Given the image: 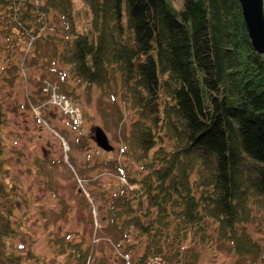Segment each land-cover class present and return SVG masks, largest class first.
<instances>
[{"label": "trees", "instance_id": "obj_1", "mask_svg": "<svg viewBox=\"0 0 264 264\" xmlns=\"http://www.w3.org/2000/svg\"><path fill=\"white\" fill-rule=\"evenodd\" d=\"M82 1L90 19L80 29L74 0H0L1 72L12 82L17 55L34 47V61L62 64L87 89L113 98L120 89L135 115L123 150L140 168L101 192L99 237L132 264H197L214 243L264 264V54L239 0ZM4 107L0 99V264H21ZM82 244L60 246L86 264Z\"/></svg>", "mask_w": 264, "mask_h": 264}, {"label": "rangeland", "instance_id": "obj_2", "mask_svg": "<svg viewBox=\"0 0 264 264\" xmlns=\"http://www.w3.org/2000/svg\"><path fill=\"white\" fill-rule=\"evenodd\" d=\"M74 2L75 22L81 29L89 13L82 0ZM51 18L62 34L64 21ZM33 48L17 55L20 68L12 82L1 72L7 66V52L0 50V99L6 111L3 137L7 167L15 180V242L21 264H79L68 246H60L64 241H81L92 251L93 258L86 264H132L127 256L120 258L114 243L99 236L101 192L111 193L118 183H126L123 169L140 168L123 150V132H130L135 115L120 89L115 98L108 88L87 89L69 73L63 77L68 69L62 64L55 62L48 68L44 58L34 61ZM97 126L103 128L113 150L96 145L93 129ZM197 264L262 263L240 260L228 243H214L201 249Z\"/></svg>", "mask_w": 264, "mask_h": 264}, {"label": "water", "instance_id": "obj_3", "mask_svg": "<svg viewBox=\"0 0 264 264\" xmlns=\"http://www.w3.org/2000/svg\"><path fill=\"white\" fill-rule=\"evenodd\" d=\"M239 3L250 42L258 53L264 54V0H239ZM93 139L105 151L114 149L100 126L93 129Z\"/></svg>", "mask_w": 264, "mask_h": 264}, {"label": "built area", "instance_id": "obj_4", "mask_svg": "<svg viewBox=\"0 0 264 264\" xmlns=\"http://www.w3.org/2000/svg\"><path fill=\"white\" fill-rule=\"evenodd\" d=\"M56 93H57V92H56ZM56 93H55V94H56ZM55 94H53V95H55ZM55 96H59V97H60L61 95L56 94ZM64 97H65V96H64ZM153 263L158 264V261H153Z\"/></svg>", "mask_w": 264, "mask_h": 264}]
</instances>
